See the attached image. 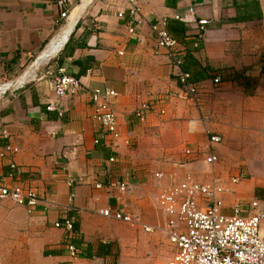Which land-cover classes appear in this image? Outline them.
I'll return each mask as SVG.
<instances>
[{
  "label": "crops",
  "instance_id": "0c3cea01",
  "mask_svg": "<svg viewBox=\"0 0 264 264\" xmlns=\"http://www.w3.org/2000/svg\"><path fill=\"white\" fill-rule=\"evenodd\" d=\"M138 1L142 12L132 17L126 0H92L72 30L57 0H0V92L8 89L0 98V184L40 198L33 212L0 200V264L158 263L169 246L173 256L159 199L171 176L221 177L227 214L240 201L264 208L261 190L237 185L246 171L226 184L221 159L220 172L207 162L234 130L256 137L248 145L264 159V0H198L194 15L193 0ZM158 19H167L180 62L158 47L151 30ZM199 19L211 20L203 40ZM60 67L82 82L77 95L56 94L51 77ZM183 73L195 97L182 89ZM95 88L117 93L106 103L118 138L96 118ZM148 102L155 110L142 119L137 111ZM110 207L139 214L153 231L100 213ZM71 219L76 258L66 250V229L55 226Z\"/></svg>",
  "mask_w": 264,
  "mask_h": 264
},
{
  "label": "built area",
  "instance_id": "2783aa9c",
  "mask_svg": "<svg viewBox=\"0 0 264 264\" xmlns=\"http://www.w3.org/2000/svg\"><path fill=\"white\" fill-rule=\"evenodd\" d=\"M79 1L57 0V5L61 10L60 17L67 19ZM126 1L131 5L130 15L132 17L142 12L138 0ZM197 2L198 0H193L188 10L192 15L195 14ZM119 17H124V13L120 11ZM180 17L177 15V18ZM209 24H211L209 19L197 21L198 40L204 39ZM151 30L158 47L165 49L173 59L180 62L177 56L178 41L169 31L167 19H158L152 23ZM189 78V73L182 74L181 87L185 94L195 97L197 90ZM51 80L60 98L77 95L82 84L78 78L68 75L63 67L52 75ZM214 83H221L220 78H216ZM7 90L0 92V98ZM113 96H117L116 91L101 88L93 89L91 94L97 120L108 135L118 138L121 132L118 128L117 115L106 103V99ZM47 109L58 110L60 116L64 115V110L55 104H49ZM154 110L155 103L148 102L144 103L137 113L139 117L145 119ZM164 113L165 111L161 110V114ZM208 134L210 135L209 131ZM221 140L219 136L211 135V142H221ZM187 153L188 155L194 154L192 150H187ZM1 155L3 156L4 153ZM111 160L114 161L115 158ZM207 162L214 167L219 162L218 155L211 152L207 156ZM159 177H163V174H159ZM240 180L241 176L237 175L232 178V183H238ZM119 185L126 186L125 183ZM98 187L102 186L98 185ZM226 191L227 188L223 185L222 178L214 173L207 182L200 181L191 174L186 175L182 180L176 176L170 177L168 185L159 197L167 221L165 231L174 248V255L164 264H264V208H261V202L257 200L238 202L232 207V213L227 214L224 213L225 201L223 199ZM5 198L28 207L31 212L40 202L38 194L32 189L0 184V200ZM100 213L108 218L131 224H136L140 220L138 215H125L121 213V210L111 207L101 210ZM74 222L75 220L71 219L55 223L56 227H64L67 231L65 247L71 258L80 255L73 243V239L78 235ZM141 226L147 232L153 231L151 226L144 224Z\"/></svg>",
  "mask_w": 264,
  "mask_h": 264
},
{
  "label": "rangeland",
  "instance_id": "374dc122",
  "mask_svg": "<svg viewBox=\"0 0 264 264\" xmlns=\"http://www.w3.org/2000/svg\"><path fill=\"white\" fill-rule=\"evenodd\" d=\"M242 133H240L239 135L238 134L235 135V130H234V132L232 133L233 135H231V137H228L229 135L225 137L224 142L221 145H219V148H221L222 152H218V154L214 152L216 155L221 156L219 158L221 159L220 160L221 162L219 163L220 164L222 163V165L224 164L226 166V169L224 168V166L222 167V171L225 174L221 173V175L223 176L224 183L227 184L229 183V177H228L229 175H232L233 173H236L239 171H241L240 173H242V171H246L248 173L247 177L242 181L240 180L241 182L238 183L237 185H240L243 183V181H246V183L249 184L250 186L249 188L252 191L258 193L261 190L262 193L264 194V159L261 158L262 155L259 154L257 151L255 152V150L253 149L251 150L250 146L248 145L250 142L253 143V141L257 138L251 137V136L245 137ZM246 138L248 139L246 140ZM256 150H258V148H256ZM198 153L200 152L198 151ZM219 163L216 166L217 170H218L217 167L219 166ZM224 213H225V210H224ZM169 247H170L169 252H168L169 256L167 255L164 258L163 256L165 254H163L160 257H157L158 260L156 258L155 261H159L158 263L157 262H154V263L146 262V263H141V264H163L165 260L170 259L172 257L173 249L171 248V246Z\"/></svg>",
  "mask_w": 264,
  "mask_h": 264
},
{
  "label": "water",
  "instance_id": "95a60500",
  "mask_svg": "<svg viewBox=\"0 0 264 264\" xmlns=\"http://www.w3.org/2000/svg\"><path fill=\"white\" fill-rule=\"evenodd\" d=\"M91 1H92V0H80V1L77 3V5L73 8V10L70 12V15H69V17H68L67 19H68V23H69V25L71 26V29H72V30H73V29L78 25V23L80 22V20H81L83 14H84V12H85V9H86L85 6H86L87 4H89ZM72 14H73V16H72ZM71 29H70V30H71ZM70 30H69V32H71ZM69 32H68V33H69ZM67 38H68V34L65 36V38H64L65 40L62 42V45H64V43L66 42ZM45 57H46V52L44 51V52L40 55L38 61H36L35 64H38L39 60H40L41 58H45Z\"/></svg>",
  "mask_w": 264,
  "mask_h": 264
},
{
  "label": "bare ground",
  "instance_id": "6f19581e",
  "mask_svg": "<svg viewBox=\"0 0 264 264\" xmlns=\"http://www.w3.org/2000/svg\"><path fill=\"white\" fill-rule=\"evenodd\" d=\"M30 72H32V71H30ZM32 74V73H31ZM220 137V136H219ZM221 138V137H220ZM121 213L122 214H125V215H130L129 213H126L125 211H121ZM139 217H140V220H139V222L138 223H136V224H144L142 221H141V216L139 215V214H137Z\"/></svg>",
  "mask_w": 264,
  "mask_h": 264
},
{
  "label": "trees",
  "instance_id": "16d2710c",
  "mask_svg": "<svg viewBox=\"0 0 264 264\" xmlns=\"http://www.w3.org/2000/svg\"><path fill=\"white\" fill-rule=\"evenodd\" d=\"M197 4V3H196ZM196 6V5H195Z\"/></svg>",
  "mask_w": 264,
  "mask_h": 264
}]
</instances>
